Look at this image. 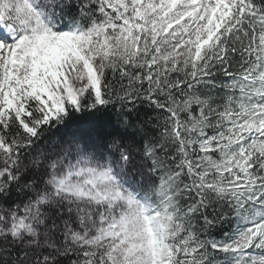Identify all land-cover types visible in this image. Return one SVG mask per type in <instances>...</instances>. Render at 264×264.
<instances>
[{
  "label": "snow or ice",
  "instance_id": "6c2138e0",
  "mask_svg": "<svg viewBox=\"0 0 264 264\" xmlns=\"http://www.w3.org/2000/svg\"><path fill=\"white\" fill-rule=\"evenodd\" d=\"M0 264H264V0H0Z\"/></svg>",
  "mask_w": 264,
  "mask_h": 264
}]
</instances>
